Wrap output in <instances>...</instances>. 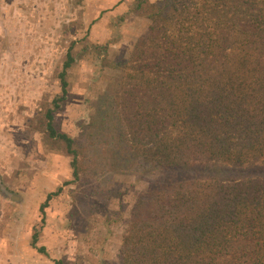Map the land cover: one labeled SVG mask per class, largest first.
I'll use <instances>...</instances> for the list:
<instances>
[{
    "label": "trees",
    "instance_id": "16d2710c",
    "mask_svg": "<svg viewBox=\"0 0 264 264\" xmlns=\"http://www.w3.org/2000/svg\"><path fill=\"white\" fill-rule=\"evenodd\" d=\"M133 8L148 26L126 59L104 60L120 81L102 115L74 139L56 127L70 46L37 131L72 158L74 182L105 154L111 170L150 178L129 211L119 264H264V0ZM60 191L40 205L39 229ZM39 229L30 245L48 257Z\"/></svg>",
    "mask_w": 264,
    "mask_h": 264
},
{
    "label": "rangeland",
    "instance_id": "374dc122",
    "mask_svg": "<svg viewBox=\"0 0 264 264\" xmlns=\"http://www.w3.org/2000/svg\"><path fill=\"white\" fill-rule=\"evenodd\" d=\"M133 4L0 0V185L18 197L0 190V264H119L129 211L150 178L111 170L105 154L88 180L74 182L72 158L37 129L60 92L70 46L76 63L67 75V100L53 113L56 127L74 139L83 123L102 115L120 81L104 60L126 59L148 26ZM91 44L107 46L106 54ZM58 187L39 229L38 207ZM36 229L48 257L30 245Z\"/></svg>",
    "mask_w": 264,
    "mask_h": 264
},
{
    "label": "flooded vegetation",
    "instance_id": "af4514ba",
    "mask_svg": "<svg viewBox=\"0 0 264 264\" xmlns=\"http://www.w3.org/2000/svg\"><path fill=\"white\" fill-rule=\"evenodd\" d=\"M135 4H136V0H134V6H135ZM92 45V44H91ZM92 47H94V48H96L98 51H99V53L101 54V55H104V54H106L105 52L107 51L106 49H107V46H104V45H92ZM68 51V50H67ZM67 53V52H66ZM73 53V52H72ZM66 55V54H65ZM74 58H75V63H76V54L74 55ZM73 67V66H72ZM59 94H60V92H59ZM58 94V95H59ZM67 97H68V95H67ZM66 100H67V98H66ZM61 131V130H60ZM61 132H63V131H61ZM64 133V132H63ZM66 134V133H65ZM58 188H62V187H58ZM57 191V190H56ZM55 191V192H56ZM61 192H62V189H61V191L59 192V194H61ZM58 194V195H59ZM48 195V194H47ZM45 200H46V198H45ZM45 200H44V202H45ZM51 201V200H50ZM49 201V202H50ZM43 202V203H44ZM42 203V204H43ZM41 205V204H40ZM40 205H39V207H40ZM49 205V204H48ZM39 207H38V212L40 213V211H39ZM40 217H41V214H40ZM45 217H46V210H45ZM41 221V220H40ZM46 249V248H45ZM57 261H59V260H56V261H53V264H55V262H57ZM59 262H62V261H59ZM62 264H64L63 262H62Z\"/></svg>",
    "mask_w": 264,
    "mask_h": 264
},
{
    "label": "crops",
    "instance_id": "0c3cea01",
    "mask_svg": "<svg viewBox=\"0 0 264 264\" xmlns=\"http://www.w3.org/2000/svg\"><path fill=\"white\" fill-rule=\"evenodd\" d=\"M0 190L2 191L5 197H8L7 192L5 191L4 187L0 186ZM12 199V198H11Z\"/></svg>",
    "mask_w": 264,
    "mask_h": 264
},
{
    "label": "water",
    "instance_id": "95a60500",
    "mask_svg": "<svg viewBox=\"0 0 264 264\" xmlns=\"http://www.w3.org/2000/svg\"><path fill=\"white\" fill-rule=\"evenodd\" d=\"M1 186V185H0ZM9 198H12L14 200H18V197L12 196L11 194H7Z\"/></svg>",
    "mask_w": 264,
    "mask_h": 264
}]
</instances>
